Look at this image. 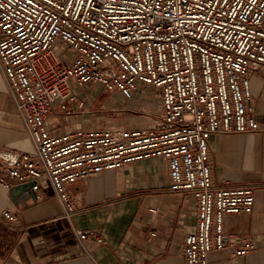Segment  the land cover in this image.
<instances>
[{
  "label": "built area",
  "instance_id": "1",
  "mask_svg": "<svg viewBox=\"0 0 264 264\" xmlns=\"http://www.w3.org/2000/svg\"><path fill=\"white\" fill-rule=\"evenodd\" d=\"M0 70L34 146L0 148L5 186L32 182L36 191L48 181L70 219L76 208L69 186L164 157L170 189L196 203L181 264H207L209 252L226 244L223 217L251 209L253 185L214 182L210 137L261 129L250 77L264 73V0H0ZM138 81L160 98L149 127L97 121L54 132L48 122L73 113V103L85 108L72 83H100L128 98ZM1 215L10 225L18 220L10 209ZM75 235L80 244L103 241L87 230ZM259 247L244 239L235 255Z\"/></svg>",
  "mask_w": 264,
  "mask_h": 264
},
{
  "label": "crops",
  "instance_id": "2",
  "mask_svg": "<svg viewBox=\"0 0 264 264\" xmlns=\"http://www.w3.org/2000/svg\"><path fill=\"white\" fill-rule=\"evenodd\" d=\"M250 86L255 117L261 129L252 132L214 133L210 137V164L216 184L253 185L249 211L226 214V244L208 254L207 264H264V73H254ZM85 108L71 114L51 115L54 132L102 122L121 128L149 127L157 113L140 108L112 107L108 97L82 95ZM97 104V111L91 107ZM110 111L107 116L104 110ZM0 148L33 151L29 133L16 112L14 99L0 70ZM0 176L8 171L0 165ZM9 187L0 182V264H181L184 237L196 226L192 195L169 187L167 161L153 156L105 170L69 186L76 212L68 219L48 181L33 196L15 203ZM10 209L18 220L8 224L1 215ZM100 235L101 243L80 244L76 231ZM249 239L260 247L244 256L235 250Z\"/></svg>",
  "mask_w": 264,
  "mask_h": 264
},
{
  "label": "rangeland",
  "instance_id": "3",
  "mask_svg": "<svg viewBox=\"0 0 264 264\" xmlns=\"http://www.w3.org/2000/svg\"><path fill=\"white\" fill-rule=\"evenodd\" d=\"M72 53V51H69ZM63 57V54H61ZM72 88L74 92L78 91L82 95L89 93L92 97H99V99H103L108 97V102L112 107H119L122 105L127 106L128 108L136 107L140 108L141 104H147L154 107V111L158 112L161 110L160 98L158 96V91L154 86L144 85L142 82L138 81L136 89L134 90L131 97L123 96L119 91L106 92L103 86L100 83L96 84H87L85 86H78L72 83ZM97 104L91 107L92 111H97ZM107 116L110 114V111L104 110ZM155 118V117H154ZM97 122V121H96ZM95 122V123H96Z\"/></svg>",
  "mask_w": 264,
  "mask_h": 264
},
{
  "label": "water",
  "instance_id": "4",
  "mask_svg": "<svg viewBox=\"0 0 264 264\" xmlns=\"http://www.w3.org/2000/svg\"><path fill=\"white\" fill-rule=\"evenodd\" d=\"M32 182L16 183L9 187L8 194L15 202L23 201L33 196L34 191L31 189Z\"/></svg>",
  "mask_w": 264,
  "mask_h": 264
}]
</instances>
